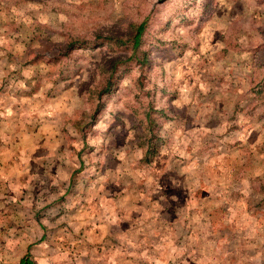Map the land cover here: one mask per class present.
<instances>
[{"label":"rangeland","instance_id":"rangeland-1","mask_svg":"<svg viewBox=\"0 0 264 264\" xmlns=\"http://www.w3.org/2000/svg\"><path fill=\"white\" fill-rule=\"evenodd\" d=\"M26 253L264 264V0H0V264Z\"/></svg>","mask_w":264,"mask_h":264},{"label":"trees","instance_id":"trees-1","mask_svg":"<svg viewBox=\"0 0 264 264\" xmlns=\"http://www.w3.org/2000/svg\"><path fill=\"white\" fill-rule=\"evenodd\" d=\"M146 29V25L143 22L138 23L135 26L134 32L132 33L131 37L129 38H122L117 37L114 39L115 44L121 45V46H131L134 50L136 46H138L141 43V37L143 36ZM111 38V37H109ZM144 58V56H143ZM111 83L109 79H107L106 86L103 87L102 91H109ZM19 264H33V262L29 261L28 259H22Z\"/></svg>","mask_w":264,"mask_h":264},{"label":"crops","instance_id":"crops-1","mask_svg":"<svg viewBox=\"0 0 264 264\" xmlns=\"http://www.w3.org/2000/svg\"><path fill=\"white\" fill-rule=\"evenodd\" d=\"M28 259L29 261H31V262H33V264H38V262H37V260L35 259V258H32L31 256H30V254H28V253H26V254H22L20 257H19V259L17 260V263L16 264H19L20 263V261L22 260V259Z\"/></svg>","mask_w":264,"mask_h":264}]
</instances>
